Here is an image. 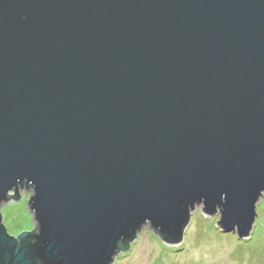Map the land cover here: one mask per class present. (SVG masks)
Segmentation results:
<instances>
[{
    "label": "water",
    "instance_id": "obj_1",
    "mask_svg": "<svg viewBox=\"0 0 264 264\" xmlns=\"http://www.w3.org/2000/svg\"><path fill=\"white\" fill-rule=\"evenodd\" d=\"M0 264H112L264 194V0H0ZM15 192L12 198L9 196ZM123 245V248L120 247Z\"/></svg>",
    "mask_w": 264,
    "mask_h": 264
},
{
    "label": "rangeland",
    "instance_id": "obj_2",
    "mask_svg": "<svg viewBox=\"0 0 264 264\" xmlns=\"http://www.w3.org/2000/svg\"><path fill=\"white\" fill-rule=\"evenodd\" d=\"M18 195L19 200L0 206L2 222L12 236L32 230L35 224L28 205L31 190L19 188ZM255 209L252 229L242 238L235 232H222L217 225L219 215H204L199 206L191 213L179 243L166 244L145 224L112 264H264V194Z\"/></svg>",
    "mask_w": 264,
    "mask_h": 264
},
{
    "label": "trees",
    "instance_id": "obj_3",
    "mask_svg": "<svg viewBox=\"0 0 264 264\" xmlns=\"http://www.w3.org/2000/svg\"><path fill=\"white\" fill-rule=\"evenodd\" d=\"M120 247H121V248H123V245H122V244H120Z\"/></svg>",
    "mask_w": 264,
    "mask_h": 264
}]
</instances>
